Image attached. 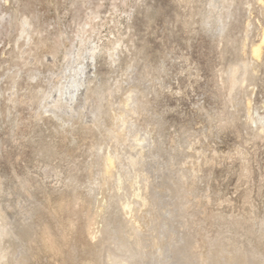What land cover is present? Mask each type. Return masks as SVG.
I'll use <instances>...</instances> for the list:
<instances>
[{
	"label": "rangeland",
	"instance_id": "obj_1",
	"mask_svg": "<svg viewBox=\"0 0 264 264\" xmlns=\"http://www.w3.org/2000/svg\"><path fill=\"white\" fill-rule=\"evenodd\" d=\"M263 40L264 0H0V264H264Z\"/></svg>",
	"mask_w": 264,
	"mask_h": 264
},
{
	"label": "bare ground",
	"instance_id": "obj_2",
	"mask_svg": "<svg viewBox=\"0 0 264 264\" xmlns=\"http://www.w3.org/2000/svg\"><path fill=\"white\" fill-rule=\"evenodd\" d=\"M264 41V40H263ZM109 166V165H108ZM145 201V199H143Z\"/></svg>",
	"mask_w": 264,
	"mask_h": 264
}]
</instances>
